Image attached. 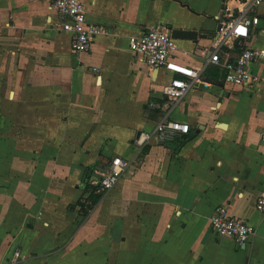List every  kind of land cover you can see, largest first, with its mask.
I'll list each match as a JSON object with an SVG mask.
<instances>
[{
	"label": "crops",
	"instance_id": "crops-1",
	"mask_svg": "<svg viewBox=\"0 0 264 264\" xmlns=\"http://www.w3.org/2000/svg\"><path fill=\"white\" fill-rule=\"evenodd\" d=\"M83 2L111 32L77 55L48 0H0V263L21 249L18 264H264V82L223 84L212 63L204 76L214 86L173 102L163 94L173 74L129 46L158 24L195 29L206 36L177 39L176 59L202 66L239 0ZM258 10L236 50L264 48V2ZM254 69L264 76V59ZM165 115L190 132L137 146ZM113 156L131 166L83 215L85 171ZM221 204L256 228L246 246L210 228Z\"/></svg>",
	"mask_w": 264,
	"mask_h": 264
},
{
	"label": "built area",
	"instance_id": "built-area-1",
	"mask_svg": "<svg viewBox=\"0 0 264 264\" xmlns=\"http://www.w3.org/2000/svg\"><path fill=\"white\" fill-rule=\"evenodd\" d=\"M57 13L58 27L71 36V50L77 55L90 51L95 40L101 35L109 34L110 27L91 21L83 0H48ZM238 14L227 13L220 24V30L210 47V56L202 66H189L176 59L179 50L177 38L172 30L164 24L147 27L138 34L129 37L130 49L144 59L152 69H165L173 76L163 86V94L170 101L181 100L191 89H208L214 83L205 78L204 71L209 64H216L224 71L223 84L252 86L264 82V76L254 66L264 59V48L240 47L250 37L254 26L261 20L259 6L264 0H239ZM97 70V67H94ZM190 132V125L162 117L153 131H142L134 141L143 146L147 141H174ZM264 139V135H263ZM132 159L113 156L108 162L96 165L84 185L80 198L79 210L83 215L95 207L93 195L102 196L118 183L131 166ZM257 207L264 211V194L257 199ZM210 228L218 237H230L239 246H246L256 234V228L245 218L230 213L224 204L215 207L210 219ZM21 249L0 264H18L22 260Z\"/></svg>",
	"mask_w": 264,
	"mask_h": 264
},
{
	"label": "rangeland",
	"instance_id": "rangeland-1",
	"mask_svg": "<svg viewBox=\"0 0 264 264\" xmlns=\"http://www.w3.org/2000/svg\"><path fill=\"white\" fill-rule=\"evenodd\" d=\"M186 54V53H185ZM183 56V57H182ZM186 55H184V54H180V56H179V61H182V62H184L185 60H184V57H185ZM164 79V76H162L161 77V80H163ZM102 129V128H101ZM101 131V130H100ZM96 136H97V133H96ZM125 140H126V137L125 136H123V137H121V136H118L117 137V139L113 142V145L114 146H116L117 148H118V145H120V144H124L125 143ZM120 153H122V152H120ZM1 227H3L2 226V224H1V217H0V245L2 244V246H0V248H2V250H6L7 249V245H8V240L7 239H5V234H6V232L4 233V231L5 230H3ZM4 228V227H3ZM6 244V245H5ZM113 256H116V254L114 253L113 254Z\"/></svg>",
	"mask_w": 264,
	"mask_h": 264
},
{
	"label": "water",
	"instance_id": "water-1",
	"mask_svg": "<svg viewBox=\"0 0 264 264\" xmlns=\"http://www.w3.org/2000/svg\"><path fill=\"white\" fill-rule=\"evenodd\" d=\"M220 27L221 25H219L218 28ZM172 35L177 39H197L198 36L201 37L206 36L204 34L200 35L199 32L196 31L195 29H181V28H173Z\"/></svg>",
	"mask_w": 264,
	"mask_h": 264
},
{
	"label": "trees",
	"instance_id": "trees-1",
	"mask_svg": "<svg viewBox=\"0 0 264 264\" xmlns=\"http://www.w3.org/2000/svg\"><path fill=\"white\" fill-rule=\"evenodd\" d=\"M184 141H185V140L180 139V140L177 142V143H178L177 146L179 147L180 145H182ZM87 170H88V169H87ZM87 170L85 171L84 179H83V181H84L85 183L87 182L88 178L90 177V173H89L90 170H89L88 172H87ZM93 199H94V202L97 203L99 197L96 196V195H93ZM87 213H88V212H87ZM87 213H86L85 215H87Z\"/></svg>",
	"mask_w": 264,
	"mask_h": 264
}]
</instances>
